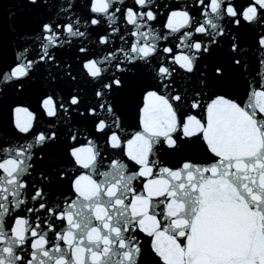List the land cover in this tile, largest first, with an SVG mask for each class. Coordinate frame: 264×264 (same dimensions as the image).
<instances>
[{
	"label": "snow or ice",
	"instance_id": "6c2138e0",
	"mask_svg": "<svg viewBox=\"0 0 264 264\" xmlns=\"http://www.w3.org/2000/svg\"><path fill=\"white\" fill-rule=\"evenodd\" d=\"M0 264H264V0H11Z\"/></svg>",
	"mask_w": 264,
	"mask_h": 264
},
{
	"label": "water",
	"instance_id": "95a60500",
	"mask_svg": "<svg viewBox=\"0 0 264 264\" xmlns=\"http://www.w3.org/2000/svg\"><path fill=\"white\" fill-rule=\"evenodd\" d=\"M11 3V0H0V23L5 22L7 15L6 8Z\"/></svg>",
	"mask_w": 264,
	"mask_h": 264
}]
</instances>
